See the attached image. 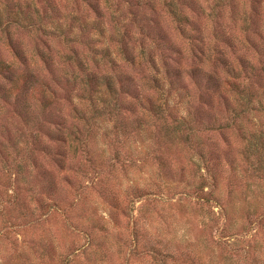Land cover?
I'll list each match as a JSON object with an SVG mask.
<instances>
[{"label":"clouds","instance_id":"1","mask_svg":"<svg viewBox=\"0 0 264 264\" xmlns=\"http://www.w3.org/2000/svg\"><path fill=\"white\" fill-rule=\"evenodd\" d=\"M173 3L0 0V264H264V0Z\"/></svg>","mask_w":264,"mask_h":264},{"label":"rangeland","instance_id":"2","mask_svg":"<svg viewBox=\"0 0 264 264\" xmlns=\"http://www.w3.org/2000/svg\"><path fill=\"white\" fill-rule=\"evenodd\" d=\"M38 2H40V0H38ZM59 2H64V0H59ZM73 2H75V0H73ZM85 2H89V0H85ZM125 2H128V0H125ZM132 2L134 3H140L141 0H132ZM190 2V0H174V3L172 5V8L170 9V14H172L173 16H175L176 11H178V7L179 5H187ZM91 7V4H90ZM95 10V9H93ZM75 19V18H73ZM164 24V21H161V25ZM148 28V32L150 35L154 36V37H158L161 40L168 38V39H172L173 38V33L177 30L174 29H165L164 31H159L158 28H153L151 25H147L146 26ZM167 32V37L165 36L164 32ZM216 35H218L221 40L227 44V46L231 49L232 48V43L231 41H228L226 39H224V35L222 32L217 33ZM127 36V40H125L124 44H122V47L126 45L128 41L131 40V36ZM183 33H180L179 37L177 39H183ZM244 39L246 41H248L249 45H251L253 48L256 47L255 43L248 37L245 36ZM53 41H55V43H53ZM40 43L43 45V49H39L37 51V56L38 58L41 60V62L45 61V58H47L48 60H51L52 62L56 63L61 59L66 58L67 61L71 64H74L75 67L77 69H82V65H83V61L81 59V57L86 56L87 53L84 50L81 49H76V48H70L68 50V52H64L63 50V46L61 45V43L57 40L55 35H52L50 38L48 39H41ZM199 55L200 56H204L206 55V52L204 51V49H199ZM5 56V52L2 48H0V57H4ZM109 56V53H105V57L107 58ZM217 61L219 63H225V61L220 58L219 56L217 57ZM109 63H111V60H109ZM93 64L97 67H99L98 63L94 60ZM45 68H47V64H45ZM8 69L6 67V65H4L3 63H0V72H4L7 73ZM209 88H216L218 87V82L215 81L212 78H209L208 80V85Z\"/></svg>","mask_w":264,"mask_h":264}]
</instances>
